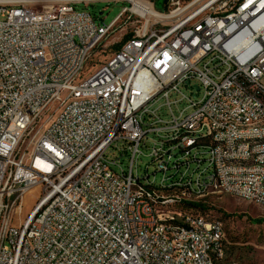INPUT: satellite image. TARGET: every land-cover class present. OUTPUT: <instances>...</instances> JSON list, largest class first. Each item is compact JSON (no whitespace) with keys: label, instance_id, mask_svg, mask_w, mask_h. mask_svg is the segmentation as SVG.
<instances>
[{"label":"built area","instance_id":"2783aa9c","mask_svg":"<svg viewBox=\"0 0 264 264\" xmlns=\"http://www.w3.org/2000/svg\"><path fill=\"white\" fill-rule=\"evenodd\" d=\"M42 1L0 0V264H185V247L196 249V264H237L219 261L227 245L219 225L191 218L175 232L183 247L171 249L148 232V225L171 229L162 227L170 211L142 203L133 212L132 198H179L157 197V189L219 183L264 200V169L218 166L219 157L264 161V146L247 148L246 134L254 133L220 127L222 118L264 117V0H168L163 10L136 0L108 26L78 6L119 0H55L36 10ZM127 18L129 39L82 79ZM120 71L135 73V81L125 84ZM184 102L177 114L173 105ZM181 126H191L181 143L154 138V130ZM199 130L231 147L187 149ZM119 143L127 147L120 156L130 153L127 169L108 157ZM148 143L154 171L139 175ZM160 145L166 158L157 156ZM209 163L215 177L184 175L185 166ZM72 172H80L76 183ZM159 174L167 175L165 186L156 185ZM35 189L41 198L21 219Z\"/></svg>","mask_w":264,"mask_h":264},{"label":"bare ground","instance_id":"6f19581e","mask_svg":"<svg viewBox=\"0 0 264 264\" xmlns=\"http://www.w3.org/2000/svg\"><path fill=\"white\" fill-rule=\"evenodd\" d=\"M120 80H125V84H132L135 81V73L130 71H120ZM199 126H206V119H199ZM220 127H229L235 130L236 134H246L247 148H259L264 146V117L261 119H248L239 122L236 118L220 119ZM261 131V132H255ZM163 133V134H162ZM191 134V126H181L177 130L157 129L154 130V138L162 139L168 145H176L181 143L186 136ZM213 144L218 148L231 147V140L217 133L208 130H199L195 135L187 140V149H194L198 146ZM157 156L166 158L167 145H160L157 148ZM219 167L234 169H264V161L256 160V157H237L226 158L219 157ZM200 173L203 178H212L216 176V163H209L206 169H201V165H191L184 167V175H193ZM80 180V172H72L69 176V183H76ZM167 183V175L158 181L156 185L165 186ZM225 194L240 198L242 200L264 206V200H258L255 196L246 193H237V196L231 190H226V185L219 183L207 184L202 187L190 188L188 184L177 183L175 190L157 189V197H179L154 201V196H141L132 198L133 212L142 211V203H149L150 209L155 212H169V217L162 220V227L171 228L166 230H157V225H148V232L154 234L156 240H164L169 244L171 249H179L183 247V238L176 237L175 232H183L184 224H191V218L204 219L206 226H220V231L226 237V229L222 221L215 217H211L205 210L207 197L211 195ZM181 198V199H180ZM207 198V199H206ZM206 199V200H205ZM185 204H196L195 209L182 211ZM195 211V212H192ZM181 216V221L180 220ZM227 240V237H226ZM226 250L219 253V261H227ZM210 256L218 257V247H210ZM184 263L196 264V249L193 247L184 248Z\"/></svg>","mask_w":264,"mask_h":264},{"label":"rangeland","instance_id":"374dc122","mask_svg":"<svg viewBox=\"0 0 264 264\" xmlns=\"http://www.w3.org/2000/svg\"><path fill=\"white\" fill-rule=\"evenodd\" d=\"M55 0H43L37 5H34L36 10H41L43 6L54 2ZM136 0H119L115 2H101L91 4L89 7L79 5V10H88L95 18L98 24L108 26L115 17L121 12L124 7H131L132 2ZM152 1V0H144ZM168 0H153L152 3L157 9H165ZM131 31L130 20L125 19L119 27L108 36L101 46L89 59L84 70L82 79L87 78L96 71L98 66L106 63L112 55L120 49ZM195 82L193 81V85ZM184 94L190 95V91L186 88L182 89ZM173 97L172 100L180 98ZM164 104L160 101L155 107ZM187 106L184 102L179 104L178 109L173 105L174 111L178 114V110H182ZM165 116V115H164ZM163 134V133H162ZM148 149L142 148L143 156L140 157L137 163L138 173L142 175L146 171V167L150 166V173L154 171L151 164L150 147ZM127 148L125 145L119 143L117 149L111 148L108 151V157L111 160L118 159V164L127 169L130 166V153L120 156V150ZM164 174H159L156 180L160 181ZM41 189L33 190L25 200V206L21 215V219H25L37 204L38 199L41 198ZM208 198V199H207ZM206 208L211 217H215L223 222L226 229L227 245L226 255L229 263L237 264H264V206L251 203L240 198L217 194L207 197ZM194 206L185 204L182 211L193 210ZM195 212V211H192ZM19 223L15 226L18 227Z\"/></svg>","mask_w":264,"mask_h":264},{"label":"trees","instance_id":"16d2710c","mask_svg":"<svg viewBox=\"0 0 264 264\" xmlns=\"http://www.w3.org/2000/svg\"><path fill=\"white\" fill-rule=\"evenodd\" d=\"M130 36H131L130 34L127 35V38H126V40L124 41V43L129 39ZM121 47H122V46H121ZM121 47H120V48H121ZM191 205H192V206H198V205H196V204H191Z\"/></svg>","mask_w":264,"mask_h":264},{"label":"water","instance_id":"95a60500","mask_svg":"<svg viewBox=\"0 0 264 264\" xmlns=\"http://www.w3.org/2000/svg\"><path fill=\"white\" fill-rule=\"evenodd\" d=\"M195 88H196L197 90H199V87H198V86H195Z\"/></svg>","mask_w":264,"mask_h":264},{"label":"crops","instance_id":"0c3cea01","mask_svg":"<svg viewBox=\"0 0 264 264\" xmlns=\"http://www.w3.org/2000/svg\"><path fill=\"white\" fill-rule=\"evenodd\" d=\"M153 1V0H152Z\"/></svg>","mask_w":264,"mask_h":264}]
</instances>
